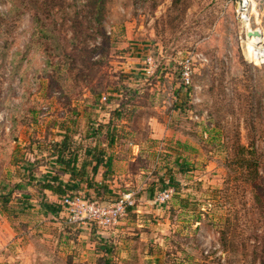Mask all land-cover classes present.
Listing matches in <instances>:
<instances>
[{
    "label": "rangeland",
    "instance_id": "obj_1",
    "mask_svg": "<svg viewBox=\"0 0 264 264\" xmlns=\"http://www.w3.org/2000/svg\"><path fill=\"white\" fill-rule=\"evenodd\" d=\"M236 2L0 0V224L32 228L30 264H264V36ZM65 137L77 167L112 157L68 194H129L116 225L69 226L40 188L69 181Z\"/></svg>",
    "mask_w": 264,
    "mask_h": 264
},
{
    "label": "built area",
    "instance_id": "obj_2",
    "mask_svg": "<svg viewBox=\"0 0 264 264\" xmlns=\"http://www.w3.org/2000/svg\"><path fill=\"white\" fill-rule=\"evenodd\" d=\"M260 0H237L235 15L237 22L243 27L244 40H248L247 33L258 31L264 36V32L259 26L264 16V2L259 4ZM262 5L263 12L258 11ZM253 39V38H251ZM244 41V42H245ZM183 82L187 86L190 84V76L192 74L191 62L186 60L183 64ZM105 100V98H103ZM157 203H163L170 198L166 191L160 195ZM130 195H124L113 203H98L89 201L81 195L67 196L62 201L65 210V223L69 226H80L92 224L98 228H108L116 225L125 215L129 208L133 207Z\"/></svg>",
    "mask_w": 264,
    "mask_h": 264
},
{
    "label": "trees",
    "instance_id": "obj_3",
    "mask_svg": "<svg viewBox=\"0 0 264 264\" xmlns=\"http://www.w3.org/2000/svg\"><path fill=\"white\" fill-rule=\"evenodd\" d=\"M93 1H95V4H98V2L101 0H93ZM46 64L48 66L50 63L46 62ZM52 68H58V66L52 65ZM71 149L72 148L69 147L68 140L65 137L61 143H57L55 145V153H54V156L56 158V163L60 167L59 170H61L62 175L69 176V181L64 183L63 181H61V179L58 176L54 175V176H49L48 178H50V180H48L43 185L39 183V186L43 191L49 192L51 195L55 196L56 198H61L60 206L63 209L62 211L64 212V215H65V210L62 206V201L65 197L69 196L68 193L78 189V185H76L75 183L76 180L81 181L80 183L84 182L83 178L84 176L87 175L85 171L86 168L90 167L92 174L95 176L100 167H104L106 169V172L111 171V167H112L111 156L107 157L103 152L96 153L92 148L85 149L84 160L82 161L80 167H77V156L74 150L70 151ZM251 154L252 153H248V155ZM248 165L251 166V164ZM251 176H253L254 178L258 177V170L256 168L254 169L253 175ZM78 177L81 178L78 179ZM88 187H91V185H88ZM99 188L105 189V187L102 188L99 187ZM41 206L44 207L46 210L47 208L48 209L52 208V205L45 202L42 203ZM129 210L130 208L127 211ZM51 212L57 213V210L52 209Z\"/></svg>",
    "mask_w": 264,
    "mask_h": 264
},
{
    "label": "crops",
    "instance_id": "obj_4",
    "mask_svg": "<svg viewBox=\"0 0 264 264\" xmlns=\"http://www.w3.org/2000/svg\"><path fill=\"white\" fill-rule=\"evenodd\" d=\"M51 195V194H50ZM53 196V195H52ZM52 198H56L55 196ZM44 210L45 208L42 207ZM46 212V211H45ZM55 214V213H53ZM16 226V224H13ZM0 224V264H30L32 228ZM30 255V256H29ZM28 257V258H27Z\"/></svg>",
    "mask_w": 264,
    "mask_h": 264
},
{
    "label": "water",
    "instance_id": "obj_5",
    "mask_svg": "<svg viewBox=\"0 0 264 264\" xmlns=\"http://www.w3.org/2000/svg\"><path fill=\"white\" fill-rule=\"evenodd\" d=\"M247 37L249 39H251V38H261L262 34L259 33L258 31H252V32L247 33Z\"/></svg>",
    "mask_w": 264,
    "mask_h": 264
},
{
    "label": "bare ground",
    "instance_id": "obj_6",
    "mask_svg": "<svg viewBox=\"0 0 264 264\" xmlns=\"http://www.w3.org/2000/svg\"><path fill=\"white\" fill-rule=\"evenodd\" d=\"M258 39H259V38H254V40H255V44H258V42H259ZM257 41H258V42H257ZM258 52L264 54V50H263V49H259V48H258Z\"/></svg>",
    "mask_w": 264,
    "mask_h": 264
}]
</instances>
